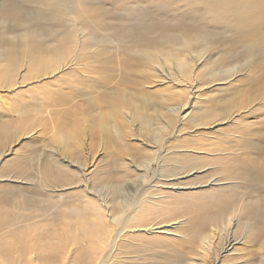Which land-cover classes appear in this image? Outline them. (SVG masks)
<instances>
[{"label":"bare ground","instance_id":"obj_1","mask_svg":"<svg viewBox=\"0 0 264 264\" xmlns=\"http://www.w3.org/2000/svg\"><path fill=\"white\" fill-rule=\"evenodd\" d=\"M40 1L39 12L50 18L35 30L15 4L0 20V103L11 101L7 114L0 112V264H243L232 257L240 244L251 243L264 258V193L253 197L241 187L264 183V128L248 140L243 121L263 105L254 102L264 76V0H192L188 9L199 3L212 15L208 10L201 27L189 22L182 51L176 44L171 50L143 47L136 51L142 53L138 67L118 52L124 61L118 68L100 58L92 67H73L80 55L64 63L65 51L87 43L88 34L126 31L106 9L93 13L83 0ZM41 27L59 28L72 39L59 42L62 50L42 46ZM146 32L141 28L137 38ZM237 35L251 42L247 46ZM162 37L178 40L169 31ZM215 38L221 52L200 70L216 76L222 72L217 69L244 57L247 76L258 77L229 76L227 95L200 116L201 127L214 122L208 133L227 123L241 127L237 136L227 126L215 132L221 142L210 149L220 152L212 155L207 141L198 139L205 135L195 137L204 130L199 124L186 130L194 121L174 101L186 94L197 71L194 56ZM232 45L238 51H229ZM149 78L150 84L160 80L159 96L149 95ZM226 108L238 112V120L232 114L221 119ZM45 133L49 148L40 153L34 139ZM186 137L193 138L191 147L180 145ZM222 155L232 169L218 166L221 174L212 161ZM234 190H246L243 199L232 200ZM189 199L194 204L185 203ZM239 231L242 243L235 238Z\"/></svg>","mask_w":264,"mask_h":264},{"label":"rangeland","instance_id":"obj_2","mask_svg":"<svg viewBox=\"0 0 264 264\" xmlns=\"http://www.w3.org/2000/svg\"><path fill=\"white\" fill-rule=\"evenodd\" d=\"M188 3H195V2H193L192 0H83V4L89 9V11L93 13H95V9H99V8L106 9L108 11V17L110 18L112 23L126 28V31L122 32L120 35H112L109 30H99L94 33V36L96 38L91 37L93 33L88 34L87 43H81L78 47L76 48L74 47L71 48L69 51H65L64 63H68V61L72 60L70 58H72L73 56L80 55L83 56L84 58L76 62L75 65H73V67H75L77 64L92 67L89 64H92L97 58H100L105 61L110 60L109 63L112 64L111 68H118L120 65H122L120 63H124L122 59L119 60L118 58H116V55L118 54V52H120L122 53L121 55H125L134 66L138 67V66H142V64L137 65V63H140L138 57L142 56V53H137L136 51H138L143 47H145V49L164 48L165 50H171L173 49V45L176 44L175 49L178 51H182V49H179V44L181 42L180 39L182 36L188 35V33H190L189 32L190 30H187L186 28L189 22L190 23L192 22L197 26L201 27L203 25L202 20H206L210 18V15L208 13L209 9L207 8V6L197 3L195 9H188L187 8ZM8 5L9 6L13 5L14 7H16L18 16L23 18L24 20H29V26L34 30L39 25V23L41 22L47 23L48 18H50V16L43 15L39 12V7L42 5L40 0H0V20L2 19L4 20L6 18L7 10L9 8ZM130 10H136L137 12L131 13ZM210 14L212 15L211 11ZM165 23L169 25V27L173 26V28L168 29L169 27L167 25H166L167 28H165L166 27V26L164 27ZM134 26H137L138 29L131 31V29ZM216 27L221 28L223 26L220 25ZM141 28H146L147 32L144 35H142L140 39H138L137 34ZM57 30L59 32L55 33V31ZM167 31H169V33L171 34L178 36V40L170 39L169 41H166L162 36H163V32H167ZM86 33L87 32H85V34ZM224 33L228 34L227 32ZM37 34H38L37 41L39 42L40 45L50 46L51 48H58L59 50H62L63 47L62 44L59 43L60 41H62V39H64L66 42H70V40L72 39V35L63 36L59 28L41 27L37 29ZM237 39L238 41H240L243 44H246L247 46L251 42V40H245V41L242 40V38H240V36L238 35H237ZM8 40H9L8 37L6 39H3V41H8ZM216 40L217 39L215 38V41ZM211 44L212 45L206 47L203 53L197 52V56H194L195 58L194 60L197 62V71L193 72L192 75H190L189 77L188 81L190 86L186 94L178 97L177 100L174 101V103L182 107L181 112L183 111V115L184 114L189 115V117H191V120L194 121V123H187L184 125L186 130H197V129L204 130V131H196L195 137L199 135H205L204 137L198 139L202 141H207L208 147L204 146V148H207V150L210 151L208 153L215 155L220 151L211 150V149L217 146L221 142L219 140V137L215 135V132H221L222 128L227 126L231 132H235L236 130L237 132L236 136H237L241 131V127L239 128L240 124H236V129H235V125H233L232 123L215 126L213 130L210 133H208L206 132V130L209 127L214 126V122H209L205 126L201 127L199 123L200 116L202 115L204 110L207 109L212 104H214L217 101V99L227 95L228 92L226 91L225 87L229 84L228 81L231 80V77L229 76L235 75L234 79H238L244 76L245 78H248V80H250L251 78L253 79L257 78L258 73H251L249 74L250 76H247L246 74L248 70L247 59L244 57H239L237 61L228 63L226 66L217 69V71H222V72L218 73V75L216 76L212 75L211 73H204L205 70H200V69L206 66L210 62V59L216 57L221 52V50L219 49L221 47V42L216 41V43L212 42ZM201 49L202 47H199L198 51ZM228 50L234 52V51H238V48L232 45V49H228ZM191 56L192 55H190V57ZM235 56H237L236 53ZM68 79L69 81L73 80L75 83L77 82L73 77H69ZM151 80L152 79L149 78L147 84L148 86L151 87L149 91L150 92L149 95L159 96L160 93L157 92L159 91L158 89L161 87L159 86L160 80H157L156 82L150 84L152 82ZM259 84L262 87V93L258 96V98L254 103L263 104V105L258 107H253L251 112L248 113L243 119V121H245L246 119V126L244 128L247 130L246 134L248 136V140H251V137L254 138L253 134L252 136L248 135L250 132L254 130H261L264 128V76L262 79L259 80ZM222 88L225 89L223 90ZM8 102L11 101L7 100L6 105H4L5 103H0V112L7 114L8 111L7 109L10 104ZM162 104L163 103H161L160 105ZM237 113L238 112H235V110H230L226 108L225 110L221 111V119L228 117L230 114H232L231 116L233 117V119H237V117L239 116V114L237 115ZM194 124H199V128L196 129L194 127ZM208 134L209 136H207ZM186 139L188 141L180 142V145H183L185 147H191L192 145L190 140L193 138L186 137ZM48 141H49V136L46 135V133L38 135L34 139V142L37 143L34 147L35 151L41 153L43 148L46 149L49 148L44 146L45 142L48 143ZM234 141H236V138L234 139ZM260 141L261 142L259 148L261 149L263 148L262 150L263 152L259 151L260 153L259 156L263 160L260 163V165L264 167V139ZM244 146L248 149L251 148L250 143L248 141L244 142ZM222 157L224 156L222 155L221 157H217L218 160L212 161L213 163L216 164L217 169L218 166H222L224 170L232 169V166L225 165L222 163V161L220 160V158ZM195 167L199 168L197 162L195 163ZM218 170L221 174L225 172V171L221 172L220 169ZM194 174L195 173H192L191 176H193ZM262 175L264 178V168L262 171ZM213 177H217V175H213ZM248 177L246 178V180H248ZM195 178H198V176H196ZM244 178L245 175L243 174L239 179H237V181H241ZM204 182H200L199 184ZM252 182L253 181H251L250 183L242 182L243 184L241 186L242 189L247 188L248 191L250 190V194L253 197L256 196L259 192L264 193V183H259L257 181L254 185H252L251 184ZM3 185H8V184L3 183ZM244 191L246 190H243V192ZM243 192L234 190L231 196L232 200L243 199L242 196ZM201 198H203L205 202L208 203L211 201L210 198L206 196L205 197L202 196ZM193 201L194 200L189 199L186 200L185 203L187 202L190 204H194ZM45 229L47 228H44V230ZM32 234H29L30 236L27 239L31 238ZM235 238H238L239 243H242V241L245 238V235L242 233V231H239L235 235ZM240 245L241 246H238V249L240 250L235 251L232 258L239 257L238 258L240 259L239 261L243 264H258V263L261 264V262L264 263L263 261H260V259L263 260L264 258H260L259 256V253L261 252L257 248L258 245L254 243H251L249 247H246L248 245L245 246L242 244ZM249 255L251 256L249 257ZM244 261L247 262L245 263Z\"/></svg>","mask_w":264,"mask_h":264}]
</instances>
